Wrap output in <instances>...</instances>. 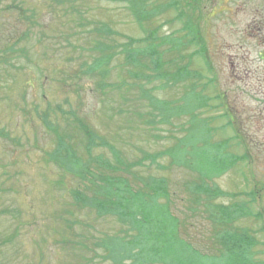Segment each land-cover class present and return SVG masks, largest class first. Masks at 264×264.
Listing matches in <instances>:
<instances>
[{"label":"rangeland","instance_id":"374dc122","mask_svg":"<svg viewBox=\"0 0 264 264\" xmlns=\"http://www.w3.org/2000/svg\"><path fill=\"white\" fill-rule=\"evenodd\" d=\"M152 1L168 7L141 25L119 1L0 0V49L18 43L0 58V129L7 134L0 136V264H117L98 243L127 225L73 199L74 190L90 196L93 186L53 156L60 134L72 135L86 176L98 185L104 175L127 177L135 188L149 176L166 177L172 212L186 220L201 248L215 247V238L207 214L189 210L205 202L192 180L202 174L210 186L236 193L214 202H246L252 215L235 225L254 236L248 258L264 263V1ZM102 23L116 33L96 31ZM145 28L170 37L164 48L180 41L190 77L175 85L133 77L122 54L103 79L117 83L113 88L101 90V79L82 75L99 55V41L121 47V34L143 39ZM175 54L165 52L164 59ZM147 93L192 112L167 116ZM75 117L94 133L89 154ZM179 140L183 152L175 159L170 149ZM219 142L218 150L210 148ZM220 152L233 156L234 165L209 179Z\"/></svg>","mask_w":264,"mask_h":264},{"label":"trees","instance_id":"16d2710c","mask_svg":"<svg viewBox=\"0 0 264 264\" xmlns=\"http://www.w3.org/2000/svg\"><path fill=\"white\" fill-rule=\"evenodd\" d=\"M107 1L124 3L131 15L141 25L143 22L151 21L164 10L163 8L168 7L166 4H156L152 0ZM16 6L19 7L20 11L26 12V8L20 5ZM8 7V4H4L3 9L7 10ZM93 27L98 32L103 31V34L116 33L104 23ZM144 30L146 37L143 39L121 34L125 38V41L119 44L121 47H117V44L109 45L99 41L94 49L96 50L97 47V51L100 53L98 56H93L94 58L90 63L86 62V68L81 70L82 75H89L92 79L97 77L101 79L102 82H97V86L101 90L107 86L113 88V85H117V83L106 85L103 79H107L111 60L122 54L128 74L133 77H137L136 73H138L148 82L158 79L164 81L163 83L166 85H175L190 77L192 73L188 69V62H184L186 56L182 53L180 41L174 40L173 43L167 45L169 47L164 48L167 40H171L169 36L160 38L157 35V29L145 28ZM143 43L144 45L140 47ZM17 44V42L6 43V47L0 49V58L9 56ZM19 50L22 48L19 47ZM202 51L203 48L194 53L199 54ZM165 52H175L176 54L171 59L165 60ZM137 68L139 71L136 70ZM145 96L151 106L152 104L157 105L161 112L167 116L184 112L191 114L192 112L190 107H170V102L157 101L149 93ZM74 120L78 121L77 127L86 138L84 148L88 153L91 149L89 145L93 141L91 135L94 133L81 119L75 117ZM43 121L46 126L50 127L46 115L43 116ZM6 135L4 130L0 129V136ZM71 136V134L58 136V143L53 151V156L59 158V163L63 169L72 170L69 172L76 173L81 181H91L92 195L80 194L81 190L73 191L72 196L77 203L94 207L98 214H112L121 223L127 225L126 228L121 229L122 235L107 236L98 243L108 249L106 256L117 264H264L255 259L251 261L248 258V255L252 257L254 255L251 251L255 243L254 236L249 234V230L235 225V221L239 217L252 215L246 202L236 200L229 203L214 202L220 197L235 198L236 193L224 191L215 184L210 186L204 180L206 176L202 174L196 181L192 180V186L199 195H204L205 202L201 209L189 208V210L198 213L202 211L207 214V219L211 221L212 238H215V247L211 249L201 248L198 242H194L197 237L189 233L186 220L172 212L170 206L171 192L166 177L149 176L143 180L142 186L135 188L127 177L104 175L99 177L102 184L98 185L92 181L94 179L92 174L90 178L86 176L87 169H89L87 161L84 162V158L74 151L70 141ZM201 139L206 141L207 136H201ZM179 141L177 150L170 149L175 159L181 151L183 152L184 143L182 140ZM97 143L102 144L99 141ZM218 146H220V142L211 145L210 148L218 150ZM161 154L163 152L153 154L154 157L151 156V159L154 160ZM233 158V156L222 155L219 169L215 166V171L207 174L209 179L218 177L231 168L234 165ZM217 161L216 158L214 162L217 164ZM136 164L137 162H132L129 166ZM138 164L141 162L139 161ZM195 201L197 202V200ZM250 201H255L254 195L250 197ZM259 215L258 213L257 217Z\"/></svg>","mask_w":264,"mask_h":264},{"label":"flooded vegetation","instance_id":"af4514ba","mask_svg":"<svg viewBox=\"0 0 264 264\" xmlns=\"http://www.w3.org/2000/svg\"><path fill=\"white\" fill-rule=\"evenodd\" d=\"M264 1V0H263ZM236 8H239V6H236Z\"/></svg>","mask_w":264,"mask_h":264}]
</instances>
